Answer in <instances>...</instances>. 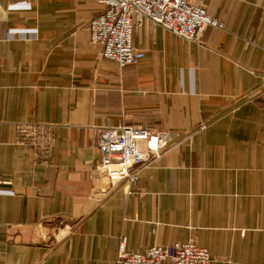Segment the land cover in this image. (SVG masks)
Masks as SVG:
<instances>
[{
    "label": "crops",
    "instance_id": "crops-1",
    "mask_svg": "<svg viewBox=\"0 0 264 264\" xmlns=\"http://www.w3.org/2000/svg\"><path fill=\"white\" fill-rule=\"evenodd\" d=\"M191 1L222 26L146 19L122 68L91 42L105 0H0V264H115L123 237L264 264V0ZM22 123L52 126L47 156ZM121 126L175 134L133 182L98 169Z\"/></svg>",
    "mask_w": 264,
    "mask_h": 264
},
{
    "label": "built area",
    "instance_id": "built-area-1",
    "mask_svg": "<svg viewBox=\"0 0 264 264\" xmlns=\"http://www.w3.org/2000/svg\"><path fill=\"white\" fill-rule=\"evenodd\" d=\"M105 4V11L89 24L91 42L101 46L104 58L116 61L122 68L137 64L145 56L144 51L135 45L134 33L146 19L189 40H198L208 26H222L205 7L191 0H105ZM17 130L19 142L33 148L39 158L50 153L52 126L22 123ZM174 136L173 133L136 126L100 130L98 146L103 152V160L98 169L114 182L123 179L136 181L149 162L162 156ZM115 264L224 263L193 241L130 252L127 238L123 237Z\"/></svg>",
    "mask_w": 264,
    "mask_h": 264
}]
</instances>
